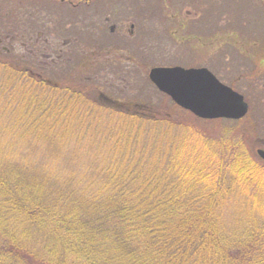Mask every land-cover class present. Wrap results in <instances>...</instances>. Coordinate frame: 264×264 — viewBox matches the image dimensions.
<instances>
[{"label":"trees","instance_id":"obj_1","mask_svg":"<svg viewBox=\"0 0 264 264\" xmlns=\"http://www.w3.org/2000/svg\"><path fill=\"white\" fill-rule=\"evenodd\" d=\"M24 63L0 50V264H264L263 220L247 215L234 233L222 223L220 209L233 192L200 190L187 180L195 175L186 173L178 186L159 170L153 151L160 129L179 131L184 122L140 113L133 101L109 102L98 94L97 80L73 76L76 70L58 73L61 80L41 78ZM11 111L15 119L3 128ZM87 113L145 128L132 137L130 152L125 138L115 143L120 161L84 167L77 151L64 148L70 138L88 134ZM185 113V122L196 119ZM70 115L89 123L87 129L80 134ZM9 137L15 143L7 144ZM229 145L218 152L220 173H204L206 186L234 185L224 175H232V163L242 169L240 179L259 181L261 165L241 144ZM96 150L97 141L86 154Z\"/></svg>","mask_w":264,"mask_h":264},{"label":"rangeland","instance_id":"obj_2","mask_svg":"<svg viewBox=\"0 0 264 264\" xmlns=\"http://www.w3.org/2000/svg\"><path fill=\"white\" fill-rule=\"evenodd\" d=\"M29 1L30 3H26L25 0H0V17H3L2 5H4L3 9L9 8L8 11L10 9L19 10L21 6L24 9L31 6L37 9L43 7L49 11L45 17L50 18L56 25V36H59L60 31L67 33L63 35L67 37H59L61 38L60 42L66 40L71 34L73 37L70 36V38L82 36V39H85L82 43L87 41L96 46L115 44L124 51L119 53L117 57L119 61L114 59L118 61L116 64L109 62L105 72H101L102 75L98 74L97 83H104L100 85L103 87L104 94L126 104L133 101L140 105V113L160 114L163 117H172L174 121L184 122L179 131L174 129L166 133L164 131L167 128H161V132H159L161 140L157 142L153 151L156 153V149H158V167L167 179L170 175L174 176L177 185L180 186L185 180L184 173L187 176L193 174L195 177L187 180L192 184L198 183L200 190L205 187L212 192H233L232 194L228 193L232 198L228 199L227 203L230 202L227 207L220 209L224 227L232 225V230L229 231L233 233L238 228V222L242 226L243 223L246 225L247 215L255 216L257 220L264 222V172L261 175L258 174L260 182L254 179L245 182L240 179L242 169L237 170L236 165L233 167L232 163L230 165L232 175L224 174L227 182L231 179L235 183L228 189L217 183H209L206 186L207 179L204 178V173L207 172L211 178L220 173L221 165L218 152L225 144H230L229 146L241 144L240 147L255 158L259 165L255 140L257 136H261L260 130L249 124L246 125L245 121L203 120L189 111L187 112L197 120L185 122L188 116L185 113L186 110L177 106L169 96L161 93L150 82L148 76L151 69L158 67L206 68L213 72L221 83L233 85L234 82L233 86L240 91L243 83H239L238 79L243 70V61L238 55L235 57L236 60L232 59L233 65L226 66L227 45L230 43L226 42L228 40L225 35L228 31H232L243 35H254V38L264 41V0H102L91 5L82 4L78 8H73L68 2L62 0ZM22 11L23 9H21ZM108 16L109 21L105 20ZM33 21L31 20V24H36ZM1 22L0 38L4 40V45L6 43V46L9 47L6 37L17 36L19 42L13 40L11 44L13 48L21 51L22 43H27V50L30 49L28 40L21 38L22 32L11 29L10 25L6 27L5 21L1 20ZM181 23L183 27H179ZM114 24L117 26L116 28L119 26L126 29L125 33L128 36L116 34L115 37L105 39L101 34V28L109 29ZM131 24L135 26L133 36L127 31ZM85 28L86 32H84ZM9 34L11 35L9 36ZM45 36L47 37L46 34ZM4 45L0 44V50L5 48ZM63 50L66 52L67 48L63 47ZM86 51L87 55L91 56L92 46L88 47ZM77 56L79 55L74 50V53L70 55L73 64H65L67 70L69 66L76 67L78 65ZM112 60L113 58L110 57V61ZM56 61L59 62L58 59ZM223 67L230 69L224 70ZM78 71L74 72L73 76H76ZM84 74L86 77L97 75L90 70L85 71ZM53 76H59V80L63 78L57 74ZM111 84L114 88L110 87ZM173 103L180 111H175ZM13 113L15 112L11 111L10 117V113L6 112L7 120L5 119V123H2L3 128L11 126L15 119ZM75 115L80 114L74 113L73 116ZM73 116L70 115L71 120H75L76 116ZM85 116L92 119L90 126L89 123L87 124L88 129L87 125L83 126V120L72 121L71 125L74 129L79 125L77 131L86 128L88 134L70 138L69 144H65L64 148L69 152L77 151L78 162L84 167H87L90 162L103 165L109 163L108 160L111 162L113 160L120 161L121 158L117 153L119 151L114 148L115 143L120 138H125L124 145L128 146L130 152V146L133 144L132 137L145 128V124L140 127L132 126L131 123L116 115L110 119L89 113ZM154 127L146 126L150 130ZM59 128L60 126H57V130ZM103 131H106V136L102 137L101 132ZM138 138L141 137L138 136ZM14 141L10 137L6 139L7 144H13ZM96 141L98 150L91 151L92 154L87 155L86 152ZM62 142H66V140H62ZM158 144L160 148H157ZM101 148L103 149L101 150ZM108 150L114 156L107 154ZM209 166L213 167L209 169ZM196 179L201 181L200 184Z\"/></svg>","mask_w":264,"mask_h":264},{"label":"flooded vegetation","instance_id":"obj_3","mask_svg":"<svg viewBox=\"0 0 264 264\" xmlns=\"http://www.w3.org/2000/svg\"><path fill=\"white\" fill-rule=\"evenodd\" d=\"M62 1L68 2L73 8H78L82 4L91 5L95 2L102 0H62ZM25 2L30 3L29 0H25ZM21 9H23L22 12ZM8 10L9 9H6L3 12L2 21L3 22L5 21L6 27L10 25L9 27L11 29H17L19 30L18 32H22L21 38L23 40H28V42L30 43V49L27 50L28 48L27 43H22L21 51L14 49L11 44L13 40L19 42V38L17 36L14 38L6 37V39H8L9 47L6 46V43L5 45L3 44L4 40L2 38H0V44L4 45L5 48L3 49L7 53L14 52L18 56H20L22 61L25 62L23 64V67L30 70V72L32 74H35L37 77L43 78L44 76L50 77L51 75L58 73H66V72L72 73L73 70H75V68L78 67L76 71L79 70L77 73L81 79H91L90 77H86V75L84 74L85 71L90 70V72H95L97 74L95 77H92V79L98 81L99 75H102L101 72L104 73L105 69L108 68L107 67L108 63L112 62L113 64H116L119 61L117 58L119 56V53L124 51L115 44H109L106 46L104 45L96 46L90 42L88 43L87 41L82 43L85 40L82 39V36L70 38V36L73 37L71 34L66 40L60 42L62 36L67 33L65 31H60L59 36L58 37L56 36V29H55L56 25L55 23H52L50 18L45 17V15H48L49 11H46L43 7H39L37 9L36 7L31 6L27 9H24L23 6H21L19 10L16 9L15 10L10 9V11ZM31 20H34L35 22L34 21L33 22L36 24H31ZM105 20L109 21L110 20L109 16L106 17ZM116 27L117 26L114 24L110 26L109 29L101 28L102 36H104V38L106 39L107 37H115L116 34L126 35L125 33L126 29H123L119 26L118 28ZM129 27L127 28V31L133 36L135 26L131 24L129 25ZM179 27H183V24L182 23L179 24ZM84 32H86V28ZM45 34L47 35V37L45 36ZM10 35L11 34H9V36ZM60 36L61 38H59ZM225 36H226V40H228L226 42L230 43L227 45L228 59H226L225 61L226 66H230L231 64L233 65L234 63L232 59L234 58L236 60L235 57H237L238 55L240 56V59L243 61V66H242L243 70L242 72H240L241 75L238 79V82L239 83L242 82L243 87L241 86L240 91H238L236 87L233 86L234 85L233 81H232L233 85H231V83H229L230 85L229 84H224V85L231 88L235 92L241 94L248 106V111L246 115L243 116L241 119L238 120L226 119V120L237 121V122L245 121L247 123L246 125L249 124L253 128L260 130L259 133H261V136H257L255 143L257 144V148H258L257 156L259 157V163L261 165V168L264 169V160L259 155V151H264V46H263L264 41H259L257 38L253 37L254 35L253 36L243 35L232 31H228V33ZM63 37H67V36H63ZM239 37H241V39H238ZM91 46H92L91 56H88L86 50L88 49V47ZM63 47L67 48L66 52L63 50ZM74 50H76V53L79 55L77 56L78 65L73 68L71 67V69L67 70L65 64L67 63L68 65V63L71 64L73 62L70 55L74 53ZM110 57H112L113 60L117 59L118 61L116 60L110 61ZM57 59L59 60V62L56 61ZM226 69L228 68L226 67ZM226 69L224 68V70ZM211 73L215 76L213 72ZM103 84L104 83L98 84L99 86L97 90L98 94H100V96H102L103 99L109 102H113V103L119 102L117 100H113L111 97L104 94L102 90L103 87L100 86ZM110 87L114 88L112 84L110 85Z\"/></svg>","mask_w":264,"mask_h":264},{"label":"water","instance_id":"obj_4","mask_svg":"<svg viewBox=\"0 0 264 264\" xmlns=\"http://www.w3.org/2000/svg\"><path fill=\"white\" fill-rule=\"evenodd\" d=\"M150 81L180 108L203 120H238L246 115L241 94L221 83L208 69L153 68ZM264 160V151H259Z\"/></svg>","mask_w":264,"mask_h":264},{"label":"bare ground","instance_id":"obj_5","mask_svg":"<svg viewBox=\"0 0 264 264\" xmlns=\"http://www.w3.org/2000/svg\"><path fill=\"white\" fill-rule=\"evenodd\" d=\"M151 71V70H150ZM150 71H149V73H148V76L150 75ZM150 80V79H149ZM151 82V81H150Z\"/></svg>","mask_w":264,"mask_h":264}]
</instances>
